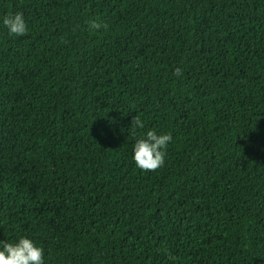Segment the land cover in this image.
Wrapping results in <instances>:
<instances>
[{
	"label": "trees",
	"instance_id": "16d2710c",
	"mask_svg": "<svg viewBox=\"0 0 264 264\" xmlns=\"http://www.w3.org/2000/svg\"><path fill=\"white\" fill-rule=\"evenodd\" d=\"M16 12L0 242L44 264H264V0H0ZM148 130L172 136L154 172L132 159Z\"/></svg>",
	"mask_w": 264,
	"mask_h": 264
},
{
	"label": "clouds",
	"instance_id": "9594fccd",
	"mask_svg": "<svg viewBox=\"0 0 264 264\" xmlns=\"http://www.w3.org/2000/svg\"><path fill=\"white\" fill-rule=\"evenodd\" d=\"M2 26L9 36L23 37L28 33V25L23 13L16 12L3 16ZM90 33L107 30L108 24L99 17L85 22ZM181 68H176L173 75L180 77ZM133 134L145 128L140 116H134L130 123ZM172 141L171 134H157L155 130H148L135 142L132 159L137 169L144 172H154L162 168L165 163L167 149ZM0 264H44V250L31 239L21 237L16 243L0 242ZM167 254V253H166ZM175 259L174 257H170Z\"/></svg>",
	"mask_w": 264,
	"mask_h": 264
}]
</instances>
